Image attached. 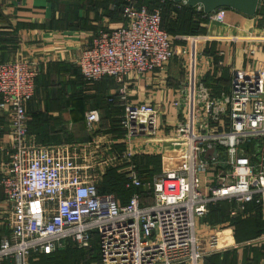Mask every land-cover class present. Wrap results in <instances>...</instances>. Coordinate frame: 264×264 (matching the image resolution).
Segmentation results:
<instances>
[{
	"label": "built area",
	"instance_id": "obj_1",
	"mask_svg": "<svg viewBox=\"0 0 264 264\" xmlns=\"http://www.w3.org/2000/svg\"><path fill=\"white\" fill-rule=\"evenodd\" d=\"M195 8L204 13L202 6ZM122 16L121 27L99 30L76 60L87 83L111 78L117 85L114 95L124 108L118 143H38L29 133L27 107L41 70L28 62H0V137L6 131L9 139H0V214L7 217L0 264H29L31 255L67 246L91 249L94 239L101 264H200L224 253L218 231L204 239L196 233L197 221L224 201L232 206L230 218L257 206L264 227V62L250 72L231 68V86L220 95L202 80L183 86L182 99L174 103L176 135L158 139V110L128 103L127 78L162 70L178 53L161 27L160 8L125 0ZM204 16L214 20L213 14ZM239 40H253L256 48L244 52L256 68L264 36ZM100 121L97 111L86 115L91 132ZM134 140L168 145L177 164L167 165L172 161L167 156L162 173L144 183L133 160L149 153L134 147ZM121 144L124 149L117 152ZM110 167L122 168L127 189L152 191V203L144 204L139 192L126 205L99 193ZM253 242L264 244V232Z\"/></svg>",
	"mask_w": 264,
	"mask_h": 264
},
{
	"label": "crops",
	"instance_id": "obj_2",
	"mask_svg": "<svg viewBox=\"0 0 264 264\" xmlns=\"http://www.w3.org/2000/svg\"><path fill=\"white\" fill-rule=\"evenodd\" d=\"M115 9L114 0H0V62H28L39 67L43 75L39 86L36 82L37 96H40L34 97L28 108L37 109L44 105L47 108L49 103L54 117H58L59 109L64 108L65 129L69 127L72 130L71 127L75 125L74 120L79 117L80 103H82L83 106H87V109L83 110L85 122L89 112L97 111L101 121L106 124V128H102L100 121L93 132L89 131L87 127L88 141L71 144H86L95 139H98L100 144L112 140L118 143L123 139V132L114 129L123 113L109 115L102 102L105 97L114 96L117 85L115 82L112 84L106 80L98 85H86L81 88L82 80L80 77L78 78L79 68L76 66L77 58L85 48L91 46L97 30L107 29L110 31L120 27L123 22L122 17L114 14ZM213 17L214 20L208 21L206 25L207 34L197 38H200L198 42L204 43L201 46L203 49L208 46V49L212 50V54L214 53L222 59L224 72H228L223 77L229 78V81L232 80L231 68L241 72L259 70L264 62V55L259 53L256 56V68L251 66L248 56H246L249 50L256 48L253 40L248 43L240 40L235 41V38L247 39L264 36V27H258V19L246 17L230 9H220L213 13ZM189 38L194 37H179L183 41H189ZM219 39L224 40L219 41ZM188 48L177 46V50L179 49V52L183 54L176 56L162 70H156L144 76L131 75L127 78L128 103L131 105L146 104L154 106L158 110V139L168 140L176 135L179 117L174 103L182 99L183 86L188 81L192 86L193 82L203 80L208 72L215 70L214 58L203 52L202 58L206 65L202 61L199 71V66L195 62L196 53L193 56L197 44L192 47V59H194H190L191 61L186 59L183 51H180L188 50ZM198 72L201 78L198 77ZM222 75V72H216V77H222ZM207 88L214 94L213 88ZM70 97L76 98L69 99ZM34 101L35 103H32ZM121 109L123 108L121 107ZM107 118L108 120H105ZM1 137L3 138L2 142H9L6 131ZM138 141L140 140L133 141L134 147L146 150L145 152L149 153L146 155L156 153L159 155L161 163L162 159H166L168 156L167 158H171L172 161L167 165L175 166L177 164H174L172 159L175 151L168 145L160 142L149 143L154 146L149 149V145L144 146ZM219 204L227 208L229 215L231 204L226 201ZM1 205L3 203L0 201V207ZM248 209L250 210L245 216L239 217L246 220L257 211L252 207ZM207 216L203 220L197 221V235L204 239L211 230L218 231L225 249L223 252L236 251L237 264H243L245 247L253 245L260 248L264 245L254 244L253 241H250L252 243H237L233 225L229 222H222L212 226L208 221L206 222ZM6 219L5 215L0 214V238L7 229L4 225ZM203 261L200 264H203ZM260 264H264V259Z\"/></svg>",
	"mask_w": 264,
	"mask_h": 264
},
{
	"label": "trees",
	"instance_id": "obj_3",
	"mask_svg": "<svg viewBox=\"0 0 264 264\" xmlns=\"http://www.w3.org/2000/svg\"><path fill=\"white\" fill-rule=\"evenodd\" d=\"M115 2V15L122 17L123 21V10L125 7V0H114ZM140 5H147L150 10L154 8H160L162 14V29L165 30L172 38V42L175 45L184 44L179 40H175L177 37H201L207 34L206 25L208 24V18L204 16V13L198 12L196 8L192 7H178L172 0H140ZM113 14V15H114ZM258 19V27H264V0L260 1V6L255 16ZM123 25H120V27ZM101 30V29H100ZM107 30V29H105ZM99 30H97L98 32ZM96 32V33H97ZM204 54L212 56L214 58L215 70L214 72H208L205 78L202 80L207 87L213 88L214 94L218 95L223 91H227L231 86V81L229 78L223 77L224 69H220L219 62L222 60L216 54H212V50L208 46L204 50ZM222 72V77H216V72ZM78 78L80 77L82 82L80 83L81 88L86 85H98L103 81L114 82L111 78H104L100 82L89 84L87 83L78 69ZM41 74L36 82L39 86V82L42 79ZM37 89L35 91V98L38 95ZM40 96V95H39ZM37 96V97H39ZM76 97H70L69 99H74ZM112 99V102L110 101ZM34 100V98H33ZM102 102L105 105L106 111L109 115L119 114L123 112V107L118 103L117 96H107ZM29 105V104H28ZM59 105V104H58ZM37 106V105H36ZM40 107V106H39ZM39 107L31 113V118L29 117V133L34 135L38 141L43 145L59 144V143H84L88 141L87 126L85 118L83 116V110L87 109V106H83L80 103L79 117L74 120V127L77 129L72 132H68L65 129V109H59V116L54 117L52 109L49 107L45 108V112L39 110ZM46 107V106H45ZM121 107L123 109H121ZM28 110V107H27ZM85 111V110H84ZM123 115V114H122ZM105 120H108L105 119ZM119 119L117 124L119 123ZM112 123V121H111ZM116 124V126H117ZM116 126L114 129L116 130ZM101 127L106 128V124L101 121ZM108 128V127H107ZM119 132V130H117ZM5 132V131H4ZM3 135V133H1ZM1 135V136H2ZM123 135V133H122ZM2 141V137H0ZM133 162L137 165L140 176L143 182H150L155 176L160 175L162 171L161 159L155 156H137ZM153 166L152 170L149 167ZM101 194H111L114 195L120 205H126L132 195L135 192H139L141 195L142 202L144 204L152 203V191L145 188L139 189H127L125 176L120 174L118 170H109L98 188ZM252 207L257 210L256 213L250 218L244 220L240 217L230 218L228 215V210L226 207L216 204L210 207V213L206 218L212 226H216L222 222H229L235 228V238L237 243H244L247 241H254L258 239L263 233V223L261 220V213L257 206L250 204L248 208ZM251 212V211H250ZM247 213V212H246ZM92 248L90 250H81L83 253L80 255L76 253L77 251L72 249L73 246H67L65 249L57 250L54 253L65 252L69 254V257L61 259L53 257L52 254H35L31 255L30 260L32 264H76L83 257L85 259H90L91 261L98 262L100 264L99 250L97 243L94 239L92 242ZM76 251V252H75ZM32 258V259H31ZM264 259V245L259 248V246H249L245 247L243 250V264H260L261 260ZM86 263L90 264L87 260ZM203 264H237V252L232 251L223 254H215L204 259Z\"/></svg>",
	"mask_w": 264,
	"mask_h": 264
},
{
	"label": "rangeland",
	"instance_id": "obj_4",
	"mask_svg": "<svg viewBox=\"0 0 264 264\" xmlns=\"http://www.w3.org/2000/svg\"><path fill=\"white\" fill-rule=\"evenodd\" d=\"M196 39H197V37H194V38H189V41H183V40H181V39H179V37H177V38H175V40H179V41H181L182 43H184V44H177V45H175V50L177 51L176 53H178L179 52V49L177 50V46H181L182 48H184V47H189L188 48V50H186V49H184V50H180V51H183L184 53H185V56H186V59H188L189 61H191L190 59H192V47L194 46V44H196ZM195 41V42H194ZM194 43V44H193ZM202 44H204V43H201V42H197V49H196V58H195V62H196V64L199 66L198 68H199V71H200V63L203 61V63L206 65V63H205V61H204V59L202 58V56H203V52H204V49L201 47L202 46ZM206 47V46H205ZM82 53V52H81ZM182 55V53H178V55ZM217 56V55H216ZM178 57V56H177ZM220 58V57H219ZM193 60V59H192ZM223 61L222 60H220V62H219V64L220 63H222ZM191 64V63H190ZM202 64V63H201ZM219 67H220V69H222L223 68V66H220L219 65ZM219 73H220V71H219ZM197 75H198V77L199 78H201L199 75V72L197 73ZM198 81H201V79L200 80H198ZM197 81V82H198ZM190 81H188L187 83H186V86H188V87H190ZM222 93V92H221ZM220 93V94H221ZM220 94H218V95H220ZM215 95V94H214ZM45 102V100L43 101V103ZM32 103H35V101L34 102H32ZM46 105H44V106H42V107H39V110H42L43 112H45V107ZM35 109H34V107L33 108H31L30 109V107L28 108V113H29V117L31 118V113L34 111ZM120 119V118H119ZM69 129V130H68ZM71 129L72 130H70V128L69 127H67V131L68 132H72L73 130L75 131L77 128L76 127H74V126H72L71 127ZM34 136V135H33ZM140 144H145V143H143V142H140V141H138ZM41 144V143H40ZM59 144H61V143H59ZM43 145V144H42ZM51 145H53V144H51ZM154 146H151V145H149L148 146V148L150 149V148H153ZM157 148V147H156ZM124 149V146L121 144V145H116V147H115V150L117 151V152H122V150ZM174 154H175V152L173 153V156H174ZM140 156H144V155H140ZM148 156H155V157H158V155L156 154V153H153L152 155H148ZM159 158V157H158ZM153 166H151V167H149V169L150 170H152L153 168H152ZM113 169H116V170H118V172L120 173V174H122V175H124V173H123V170H122V168H120V167H115V168H113V167H110V168H108V170H107V172L109 171V170H113ZM106 172V173H107ZM161 174V173H160ZM202 220V219H201ZM199 223V222H198ZM249 241H247V243H248ZM249 243H252V242H249ZM94 244V243H93ZM72 249H74V250H76L75 252L76 253H78V254H82L83 253V251H81V250H90V249H79V248H76V247H73ZM56 256V257H55ZM53 257H55V258H60V260L61 259H64V258H67V257H69V254H67V253H65V252H60V253H54V255H53ZM100 257V256H99ZM32 259V258H31ZM100 259V258H99ZM89 261L90 262V264H98V262H94V261H91L90 259H85L84 257L81 259V260H79L76 264H88V263H86V261ZM29 264H32L31 263V260H30V262H29ZM49 264V263H48ZM100 264H101V260H100Z\"/></svg>",
	"mask_w": 264,
	"mask_h": 264
},
{
	"label": "water",
	"instance_id": "obj_5",
	"mask_svg": "<svg viewBox=\"0 0 264 264\" xmlns=\"http://www.w3.org/2000/svg\"><path fill=\"white\" fill-rule=\"evenodd\" d=\"M175 4L187 1L188 6L195 8L202 6L206 15H211L220 9H230L254 18L260 6L261 0H172Z\"/></svg>",
	"mask_w": 264,
	"mask_h": 264
},
{
	"label": "bare ground",
	"instance_id": "obj_6",
	"mask_svg": "<svg viewBox=\"0 0 264 264\" xmlns=\"http://www.w3.org/2000/svg\"><path fill=\"white\" fill-rule=\"evenodd\" d=\"M195 42V41H194ZM194 54H195V51H193V56H194ZM194 59V58H193Z\"/></svg>",
	"mask_w": 264,
	"mask_h": 264
}]
</instances>
